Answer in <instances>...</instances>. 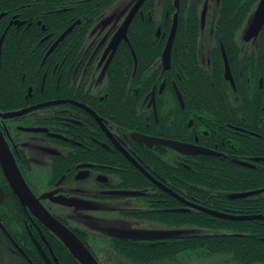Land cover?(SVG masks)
Segmentation results:
<instances>
[{
  "label": "flooded vegetation",
  "instance_id": "1",
  "mask_svg": "<svg viewBox=\"0 0 264 264\" xmlns=\"http://www.w3.org/2000/svg\"><path fill=\"white\" fill-rule=\"evenodd\" d=\"M137 1L0 0V264H82L42 209L99 264L218 261L200 250L182 263L172 245L200 236L187 223L208 209L200 167L264 170V0H145L114 49ZM194 6L199 35L189 30ZM190 60L200 71V111L191 113ZM252 192L264 187L228 198Z\"/></svg>",
  "mask_w": 264,
  "mask_h": 264
},
{
  "label": "trees",
  "instance_id": "2",
  "mask_svg": "<svg viewBox=\"0 0 264 264\" xmlns=\"http://www.w3.org/2000/svg\"><path fill=\"white\" fill-rule=\"evenodd\" d=\"M116 1L108 0V8L111 9ZM195 9L194 6L190 13L189 30L199 35L198 10ZM148 30L149 26L139 27V31ZM191 46L196 47V44ZM194 64L198 65L190 60L185 92L189 113L200 111V71L193 67ZM160 167L163 168L164 164H158L157 171ZM213 175H233L244 179L217 182L209 179ZM251 176L255 179H250ZM261 187H264L262 167L251 169L234 164L200 167V206L215 211L217 215L208 212L188 214V225L200 229V236H189L185 243H173V259L183 257L179 258L182 263L196 260L201 250L205 261L216 259L221 264H264V220L239 219L241 216L264 215V193L247 198H228L230 193ZM217 190L221 191L220 196H216Z\"/></svg>",
  "mask_w": 264,
  "mask_h": 264
},
{
  "label": "water",
  "instance_id": "3",
  "mask_svg": "<svg viewBox=\"0 0 264 264\" xmlns=\"http://www.w3.org/2000/svg\"><path fill=\"white\" fill-rule=\"evenodd\" d=\"M144 1L145 0H138L135 3V5L133 6V8L130 11L129 15L127 16L123 26L120 28V30L117 32V34L115 35V37L113 39L112 47H114V49H116V47L118 46V44L120 43V41L123 38L127 39L128 27H129L131 21L133 20L134 16L136 15V13L142 7ZM258 15H259V19H260V16L261 17L264 16V3H262V5L260 7ZM176 25H177V23L174 25V30H173L172 35H174V33H175ZM71 30H72V28L68 29L62 35L60 40L64 39V37ZM170 49H171V43L169 44V46L167 48L165 58H167V57L169 58ZM138 140L142 143L144 142V143H147L149 145H153V143H156V144L162 143V144L173 147L174 149H176L177 151H179L180 153H183V154H189V155H191V154L192 155L208 154V152L206 150L200 149V147L194 146L191 144H179V143H173V142H168V141L165 142V141L156 140V139L149 140V139H145V138H138ZM4 168L7 172V174H9V177L13 180L12 183L16 189V192L21 197V199L24 202H27L28 200H30V197H28V195L26 193V191H28V193H29V190H28L26 184H24L23 179L21 178V175L17 173V170L14 168L15 170L12 171V168L7 161L4 162ZM255 193H257V192L232 194L229 196V198L230 199L245 198V197L253 195ZM202 210L206 211L210 214L217 215V213L214 211H211L208 209H202ZM42 212L46 218V224L59 235V237L62 239V241L72 250V252L78 257L79 261L82 264H99L96 261V259L92 256V254L88 251V249L84 246V244L78 239V237H76V235L74 233H72L62 223H60L59 221L54 219L52 216H50L43 209H42ZM239 219H241V220H262V219H264V216H261V215L243 216V217H240ZM158 237L162 238L164 236H158Z\"/></svg>",
  "mask_w": 264,
  "mask_h": 264
},
{
  "label": "rangeland",
  "instance_id": "4",
  "mask_svg": "<svg viewBox=\"0 0 264 264\" xmlns=\"http://www.w3.org/2000/svg\"><path fill=\"white\" fill-rule=\"evenodd\" d=\"M206 264H221V263L218 262V261H212V262H209V263H206Z\"/></svg>",
  "mask_w": 264,
  "mask_h": 264
}]
</instances>
